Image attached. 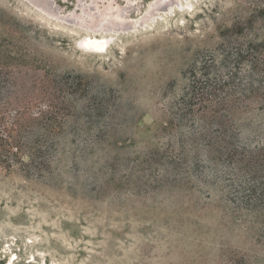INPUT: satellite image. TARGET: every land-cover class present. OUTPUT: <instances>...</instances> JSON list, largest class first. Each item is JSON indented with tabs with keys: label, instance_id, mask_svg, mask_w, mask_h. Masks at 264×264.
<instances>
[{
	"label": "rangeland",
	"instance_id": "rangeland-1",
	"mask_svg": "<svg viewBox=\"0 0 264 264\" xmlns=\"http://www.w3.org/2000/svg\"><path fill=\"white\" fill-rule=\"evenodd\" d=\"M121 1L0 0L2 102L37 96L52 81L82 94L60 133L52 178L0 165V264H264V235L217 197L123 179L129 153L160 146L163 107L191 63L225 40L262 37L264 0ZM151 5L158 8L148 12ZM140 8L139 18L125 17ZM89 36L106 46L88 52ZM88 101L112 112L90 119L81 112ZM107 125L108 139L73 161L80 139ZM128 137L133 145L119 144Z\"/></svg>",
	"mask_w": 264,
	"mask_h": 264
},
{
	"label": "trees",
	"instance_id": "trees-1",
	"mask_svg": "<svg viewBox=\"0 0 264 264\" xmlns=\"http://www.w3.org/2000/svg\"><path fill=\"white\" fill-rule=\"evenodd\" d=\"M184 80L163 107L156 131L160 146L129 153L124 181L136 175L152 188L170 182L207 199L217 197L235 220L264 235V32L260 38L225 40L202 53ZM52 83L13 104L2 102L8 94L0 87V165L16 168L27 179L54 176L60 133L77 113L75 95H82L76 85ZM81 112L91 119L112 111L88 101ZM106 129L80 139L81 145L78 136L73 138L72 160L108 139ZM134 142L131 137L118 141L124 146ZM227 264L245 262L231 258Z\"/></svg>",
	"mask_w": 264,
	"mask_h": 264
},
{
	"label": "bare ground",
	"instance_id": "bare-ground-1",
	"mask_svg": "<svg viewBox=\"0 0 264 264\" xmlns=\"http://www.w3.org/2000/svg\"><path fill=\"white\" fill-rule=\"evenodd\" d=\"M161 1V0H160ZM163 1V0H162ZM82 2V1H81ZM115 2H116V4H119V2H122L121 0H115ZM164 2H165V0H164ZM164 2H162L161 4H159V7H163V8H166L167 7V5L169 6V4L168 3H164ZM160 3V2H159ZM156 8H158V6L156 5V6H153V5H151V7L149 8V9H147V11L149 10V11H153L154 9H156ZM76 9H78V8H76ZM162 9V8H161ZM124 10V9H123ZM144 10H145V8H143V9H141L140 8V10H137V11H135V12H133V13H130L129 15H127L126 14V18H139L140 16H142V13L144 12ZM130 11V10H129ZM148 11V12H149ZM77 12H78V10H77ZM146 13V12H145ZM154 13V12H153ZM156 14V13H155ZM155 14H153V15H155ZM146 15V14H145ZM148 16V15H147ZM114 17V16H113ZM111 18V17H110ZM109 18V20H111V21H109L110 23H108L107 25L106 24H103L104 26L106 25L107 27H114V26H116V22L115 21H118V20H115V19H110ZM92 19V18H91ZM120 19V18H119ZM95 20L96 19H94V21L93 22H91V26H96L99 22H98V20H97V22L98 23H96L95 22ZM100 20V19H99ZM133 20V19H132ZM136 20V19H135ZM101 21V20H100ZM108 21V20H107ZM87 22V21H86ZM104 22V21H103ZM105 23V22H104ZM90 24V23H89ZM127 24V23H126ZM131 25V24H130ZM79 26V25H78ZM105 26V27H106ZM82 27V26H81ZM80 27V28H81ZM99 27V26H98ZM101 27V26H100ZM103 27V26H102ZM140 27V26H139ZM83 28H84V26H83ZM90 28V27H89ZM85 29H86V26H85ZM88 29V28H87ZM114 29V28H113ZM82 30V29H81ZM84 30V29H83ZM88 31V30H87ZM90 32H91V28H90V30H89ZM94 31V30H93ZM100 33V32H99ZM98 33V34H99ZM85 35V34H84ZM100 35H101V33H100ZM82 41H84V40H82ZM106 41V40H105ZM103 39H101L100 41H99V39L97 38V36L95 37H92V36H89L88 38H86V40H85V44H86V48H87V50H88V52H93V53H98L99 51H98V48L100 47V43H102V42H105ZM108 41H109V39H108ZM110 42V41H109ZM80 43V42H79ZM108 43V42H107ZM81 45H82V43H80ZM105 44V46H106V42L104 43ZM104 44L103 45H101V46H104ZM111 46V45H110ZM108 47V46H107ZM105 49V48H104ZM84 50V49H83ZM107 50V49H106ZM86 51V50H85ZM100 52H102V50L100 51ZM106 52V51H105ZM104 53V52H103Z\"/></svg>",
	"mask_w": 264,
	"mask_h": 264
}]
</instances>
